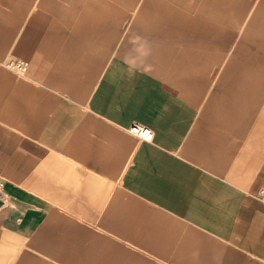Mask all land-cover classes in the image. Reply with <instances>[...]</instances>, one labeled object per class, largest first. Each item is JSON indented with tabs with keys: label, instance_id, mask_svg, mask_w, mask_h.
Instances as JSON below:
<instances>
[{
	"label": "crops",
	"instance_id": "1",
	"mask_svg": "<svg viewBox=\"0 0 264 264\" xmlns=\"http://www.w3.org/2000/svg\"><path fill=\"white\" fill-rule=\"evenodd\" d=\"M117 1L0 0V178L10 195L0 200V264H17L18 251L37 249L44 235L70 226L100 234L102 218L118 216L115 203L133 200L217 236L244 264H264L221 238L235 199L258 174L245 186L243 160L226 176L209 168L217 136L209 82L135 64L118 44L116 22L101 18ZM9 55L28 61L27 71L4 66ZM181 94L194 109L189 123L181 120ZM148 122L158 128L157 141ZM133 123L149 126L154 140L132 134ZM257 169L264 174V158ZM103 203L110 205L104 214Z\"/></svg>",
	"mask_w": 264,
	"mask_h": 264
},
{
	"label": "rangeland",
	"instance_id": "2",
	"mask_svg": "<svg viewBox=\"0 0 264 264\" xmlns=\"http://www.w3.org/2000/svg\"><path fill=\"white\" fill-rule=\"evenodd\" d=\"M117 5L101 9V18L103 24L116 22L118 44L135 64L170 79L209 82L214 135L220 130L223 135L213 137L209 168L226 176L243 160L245 186L258 174L255 185L235 199L220 237L264 257V202L255 194L264 180L257 169L264 158V0H118ZM14 59L7 56L4 66ZM148 81L157 87L153 76ZM179 98L181 120L189 123L192 102L183 94ZM148 123L157 141L158 128ZM158 203L186 214L173 201ZM115 205L118 216L103 217L100 234L83 235L70 226V232L44 235L37 249L17 252V264H244L221 248L217 236L193 232L151 205L136 200ZM109 208L103 203V214Z\"/></svg>",
	"mask_w": 264,
	"mask_h": 264
},
{
	"label": "built area",
	"instance_id": "3",
	"mask_svg": "<svg viewBox=\"0 0 264 264\" xmlns=\"http://www.w3.org/2000/svg\"><path fill=\"white\" fill-rule=\"evenodd\" d=\"M29 62L26 60H12L8 63L7 67L14 70L19 74H23L27 71ZM129 131L137 136L139 139L145 142H152L154 140V131L147 125L140 123H133L129 127ZM6 182L4 179L0 178V200L6 204L10 201V195L6 191ZM256 197L264 201V182L256 191Z\"/></svg>",
	"mask_w": 264,
	"mask_h": 264
},
{
	"label": "bare ground",
	"instance_id": "4",
	"mask_svg": "<svg viewBox=\"0 0 264 264\" xmlns=\"http://www.w3.org/2000/svg\"><path fill=\"white\" fill-rule=\"evenodd\" d=\"M261 200V199H260ZM261 201H263V200H261ZM264 202V201H263Z\"/></svg>",
	"mask_w": 264,
	"mask_h": 264
}]
</instances>
